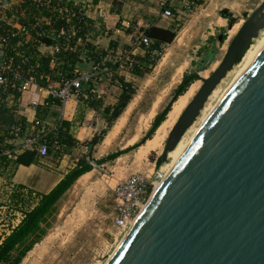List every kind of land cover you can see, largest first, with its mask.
<instances>
[{"label":"water","instance_id":"obj_1","mask_svg":"<svg viewBox=\"0 0 264 264\" xmlns=\"http://www.w3.org/2000/svg\"><path fill=\"white\" fill-rule=\"evenodd\" d=\"M262 29L264 0L171 128L163 162ZM105 264H264V38Z\"/></svg>","mask_w":264,"mask_h":264},{"label":"rangeland","instance_id":"obj_2","mask_svg":"<svg viewBox=\"0 0 264 264\" xmlns=\"http://www.w3.org/2000/svg\"><path fill=\"white\" fill-rule=\"evenodd\" d=\"M162 1L168 2V6L173 9V14L169 18L161 17ZM262 1L202 0L198 4L196 0L194 3L188 0H132L128 2L131 7L129 12L127 11L126 18L120 15V2L114 1L113 11L110 12L111 18H102L98 21L105 27L106 22L109 21L110 26H120L121 19H130V27L133 26L131 33L134 43L143 35L144 14H148L150 10L158 11L159 19L164 25H168V28H175L179 23L181 26L177 30L175 39L163 45V51L157 64L149 73L144 77L127 78V81L135 87L136 93L127 105L129 111L126 107L122 112L126 111L128 115L126 124L112 140L107 150L100 152V145L93 150L94 159H101L109 153L139 142L150 129L155 116L163 111L171 101L174 89L181 82L184 73L195 70L196 63L203 59L205 52L214 49L213 59L206 64L204 70L199 71L198 91L202 85V79L205 78L204 71H208L209 76L218 67L231 40L247 19V15H250ZM223 10H228L232 14L233 26L241 22L239 28L233 30L234 32L230 31L233 26L229 28V20L222 17L221 11ZM255 43L256 41H252L251 44ZM168 52V57L161 63L163 56ZM200 52L202 53L199 54ZM137 53L143 54L144 51L139 49ZM156 54L157 52L153 53V55ZM130 60L131 58L125 57L122 64L124 67L119 70L129 71L126 63L129 66ZM241 67L242 62L239 61L211 93L201 116L185 132L186 139L195 134L204 121L203 119L215 107ZM119 77V75L116 76L117 79ZM114 96L113 106L117 105L121 99L117 94ZM114 122L115 120L109 127L105 122L104 129L108 132ZM169 132L161 147L150 151L143 158L139 156L138 148H135L113 161L101 165L94 164L89 178L81 182L76 181L58 202L54 212L44 223L46 235L33 246L20 264H105L124 236L112 225L111 214L115 205L113 188L133 174L153 177L161 168L164 172L170 160L167 159L158 165L157 159L163 154ZM83 151L86 150L82 149L78 152V157L87 155L88 152ZM13 169H9L0 176V224H7V220L10 222L15 218L14 211L19 206L28 208L34 202V198H29L28 192L25 191V201L21 202L20 190L11 180ZM14 193L15 197L12 196ZM7 228L10 226H0V238L6 233L3 229Z\"/></svg>","mask_w":264,"mask_h":264},{"label":"built area","instance_id":"obj_3","mask_svg":"<svg viewBox=\"0 0 264 264\" xmlns=\"http://www.w3.org/2000/svg\"><path fill=\"white\" fill-rule=\"evenodd\" d=\"M93 3V0H0V88L2 87V91L13 89L21 93L32 84H38L33 69L38 66L40 56H49L52 62H55L61 59L58 57L60 52H73L78 54L79 60L82 54L93 60L92 70L89 73H80L74 69L72 78L65 77L61 82L53 84L49 82L44 88L50 97L57 99L61 104L66 103L71 95L80 99H89L85 85L102 79L103 62L113 58L111 52L104 56L98 52L99 57L96 60L89 56L87 45L92 24L88 21L90 19L88 13L94 8ZM161 5V17H171L173 13L168 2L162 1ZM55 19L66 23L75 19L83 27L88 26V29L82 37L75 39V27L56 28ZM130 25L129 22H124L123 28L128 29ZM150 43L151 40L147 36L141 35L134 43V47L141 48ZM33 62L35 66L32 65ZM24 66L25 72L22 69ZM40 78L50 80V76L41 75ZM12 99H14L13 95H9L6 99L0 97V104L5 103L12 108L10 106ZM32 104L39 105L37 101H33ZM58 132L59 125L48 130L41 119L34 120L30 132H25L20 122L7 131L0 126V137L5 138L0 144V155L14 160L20 149H31L36 150L40 157H46L50 149L61 147ZM165 176L161 168L153 177L133 174L120 181L113 188L115 195V205L111 214L113 227L125 234L150 199L156 185L160 184ZM14 216L15 218L10 222L7 220V226L11 228H14L23 216L22 211L15 210Z\"/></svg>","mask_w":264,"mask_h":264},{"label":"trees","instance_id":"obj_4","mask_svg":"<svg viewBox=\"0 0 264 264\" xmlns=\"http://www.w3.org/2000/svg\"><path fill=\"white\" fill-rule=\"evenodd\" d=\"M192 3L195 0H190ZM198 4L202 2V0H196ZM93 2L97 3L98 0H93ZM173 10V9H172ZM89 23L92 21L89 20ZM55 27L60 28L62 26H66L67 29L70 27H75L76 34L75 39L78 37H82L88 26L83 27V25L77 20L72 19L69 23H66L63 20L55 19ZM180 23L176 25L175 28H163L156 25H149L148 27L143 29V35L147 36L151 43L148 46H142L141 49L144 51L143 54L138 55H130L129 61L130 65L126 67L130 71L132 75L135 77H144L145 74L149 73L152 68L157 64V61L162 53L163 45L171 43L176 35L177 30L180 28ZM50 42V41H49ZM90 51V56L95 60L98 59V52L93 49L90 45H87ZM115 43L111 42L110 47H114ZM124 49H130L129 46H125ZM23 50V49H22ZM153 55V53H156ZM200 52L199 54H201ZM101 54L104 56L106 52L102 51ZM215 54L214 49L207 50L198 63H196V69L193 71L185 72L181 82L174 89L173 96L169 104L165 107V109L159 112L152 124L150 129L147 131L145 136L133 146H129L125 149H120L115 152L109 153L101 159H94L93 150L96 145H98L104 139L107 134V130L103 129L99 134H95L93 138L87 142L88 153L85 156H81L75 162V165L62 177V179L47 193H36L34 205L31 204L28 208H23L21 206L16 210H21L23 217L21 221L11 229L10 233L7 234L0 242V264H20L22 260L25 258L27 253L32 250L33 246L38 243L45 235H46V227L44 223L47 218L54 212L58 202L62 199V197L71 189V187L75 184V182L85 173L93 170V165H101L109 161H113L120 157L122 154L129 152L132 149L138 148L143 145L148 139L152 138L158 127L161 123L166 119L168 112L171 109L172 104L177 98L184 94L187 91L189 86L200 80L199 71L204 70L206 68V64L210 62ZM58 57L61 58L58 61L52 62L51 57H39L38 58V66L33 69V73L36 75V80L38 84L42 87H45L50 82L51 84L55 82H61L62 79L72 78L73 71L75 69L76 63L79 61L78 54L73 52H60ZM35 60V59H34ZM35 66V62L32 63ZM121 65V61L106 60L103 62L102 68L109 67L115 68ZM23 71L26 70L24 66ZM25 72V71H24ZM50 76V80L46 81L45 78H40V76ZM118 85L122 89V93L120 97L122 98L125 94H130L133 96L136 93V89L131 82H128L124 79L123 76L118 78ZM9 95H13L14 99L19 98L20 92L15 91L13 89H8V91L3 92L2 87L0 88V97L2 99H6ZM91 106L96 107V102L90 101ZM97 108V107H96ZM111 107H106L104 109V118L108 124V127L111 126V122L117 119V116L113 115ZM124 109L120 111V114ZM21 123L22 127L24 126L25 120L19 118L12 108L8 107L5 103L0 104V126L5 128L7 131L13 125L17 123ZM69 126L67 123H63L59 127L58 132V141L61 148H71L75 145L73 140L71 139L69 133ZM5 140L4 137H0V144ZM12 148V147H11ZM1 150V147H0ZM39 154L36 150L25 149L21 153H19L14 160L9 159L5 155H0V176L5 172L9 171V169L14 170L20 166H29L31 164H37L39 161ZM161 157L157 159V164H162ZM18 190H20L21 202L25 201V193L24 187L22 185L15 186ZM32 191H28V197L31 198ZM15 197L14 195H12ZM20 205V204H19Z\"/></svg>","mask_w":264,"mask_h":264},{"label":"crops","instance_id":"obj_5","mask_svg":"<svg viewBox=\"0 0 264 264\" xmlns=\"http://www.w3.org/2000/svg\"><path fill=\"white\" fill-rule=\"evenodd\" d=\"M114 1L120 2V15H122V18H126L127 11L130 10L131 7L128 2L132 0H98L97 3L94 2V8L88 13L89 20L92 21L88 45L96 51H104L106 53L111 52L112 59L115 62L121 61V65L117 66L116 69H109V67L102 68V79L96 83L92 81L89 85H85V88H87L89 92V99H80L75 95H71L66 103L61 104L57 99L49 96L46 88L39 84H32L28 89L20 93L19 98L10 101L12 110L16 112L19 118L25 120V132H30L32 130L35 119L43 120V124L48 130L58 125L60 127L63 123H67L69 126L68 133L75 143L71 148H52L46 157H39L37 164H31L29 166L20 165L14 170L11 180L15 185H22L25 188V192L31 190V198H34V201L36 199V193L49 192L62 179L64 174H66L75 165L78 158H80V156L78 157V152L82 149L86 150L83 152H87V142H89L95 134H99L105 128L106 119L104 118V109L106 107H111V109L113 107L115 108L116 105L113 106L114 103L112 102V99L115 98V94L120 96L122 93V89L118 85V79L116 76L124 75L126 81L127 78H131V76L135 77L130 71L119 70V68L124 67L122 64L125 57L140 54L137 52L141 48L134 47L131 33L133 26L129 27L130 29L123 28V23L129 22L131 24V20L121 19L120 26H110L109 24L111 23L109 21L106 22L107 25L105 27H103L98 21H101L102 18H111L110 12L113 11ZM144 15L145 20L143 22H145V28L149 25L168 28V25H164L162 20L159 19L158 11L150 10L148 11V14L146 13ZM111 42L115 43L114 47H110ZM125 46H129L130 49H124ZM163 62L161 60V63ZM93 64V60L88 59L86 54H82L80 60L76 63L75 69L80 73H89L93 68ZM33 101H37L39 105L33 106ZM90 101L96 102L97 108L91 106ZM123 114L125 115L126 111L117 117L112 128L107 132L102 142L96 145L94 149L99 145L100 152L108 149L115 137L111 139L109 144H107L105 140ZM127 118L128 115H126V119ZM125 122L124 124H126ZM124 124L121 126L120 130L124 127ZM102 147L103 149H101ZM23 150L20 149L17 153L19 154ZM22 217H20L14 227L21 221ZM0 226L9 227L7 224H0ZM11 229V227L3 229L6 233L2 235V238L0 239L2 240L7 234H9Z\"/></svg>","mask_w":264,"mask_h":264},{"label":"bare ground","instance_id":"obj_6","mask_svg":"<svg viewBox=\"0 0 264 264\" xmlns=\"http://www.w3.org/2000/svg\"><path fill=\"white\" fill-rule=\"evenodd\" d=\"M222 22V21H221ZM241 22L236 23L233 27L232 30H230L231 32L234 30H237L240 26ZM233 31V32H234ZM264 38V29H262L259 33V36L257 38H255L253 41H256L255 44H251L250 47L247 49V51L245 52L243 58L240 60L242 62V66L244 65V63L246 62V60L250 57V55L255 51V49L259 46V44L261 43V41ZM168 56V53H166L163 58H162V62L166 60ZM216 65V64H215ZM214 65V66H215ZM241 69V68H240ZM239 69V70H240ZM238 70V72H239ZM179 72V71H178ZM237 72V73H238ZM204 77L206 78L208 76V71H204ZM237 75V74H236ZM199 80L192 83L189 88H187V91L180 95L176 101H174V103L171 106L170 111L168 112L166 119L161 123V125L158 127V129L156 130V132L154 133V135L152 136V138L148 139L143 145L138 147L139 150V156L143 158V156H145L147 153H149L150 151H155L158 148L161 147L164 139L166 138L169 130L173 127V125L176 123L177 119L179 118V116L181 115V113L183 112V110L185 109L186 105L188 104L189 100L192 98V96L196 93L197 88H198V84H199ZM215 90V89H214ZM214 90L212 92H214ZM227 90V89H226ZM226 91L223 92L222 96L224 95ZM211 95V94H210ZM222 96L220 97V99L222 98ZM210 97V96H209ZM219 99V101H220ZM218 101V102H219ZM217 102V103H218ZM206 106V104H205ZM216 106V105H215ZM204 109V108H203ZM202 109V110H203ZM214 109V108H213ZM212 109V110H213ZM128 111H129V107H128ZM127 111V112H128ZM211 113V112H210ZM209 113V114H210ZM202 111L200 113V115L197 117V119L201 116ZM209 115H207L202 121L201 125L199 126V128L196 130L195 134L193 136H191L189 139H186L185 136H182L180 141L178 142V144L176 145V147L170 151L168 153V160H170V164H168L167 166H165V175L168 173V171L171 169V167L174 165V163L178 160V158L181 156V154L184 152V150L187 148V146L190 144V142L192 141L193 137L197 134V132L199 131L200 127L202 126V124L206 121L207 117ZM126 119V114L122 115L119 120L116 123V126L114 127V129L112 130V132L110 133V135L106 138V143L109 144L111 139L114 138L116 136V134L118 133V131L120 130L121 126L124 124ZM196 119V120H197ZM134 141V140H133ZM91 172H88L84 175H82L77 182H81V181H85L89 178ZM159 184L156 185V188L158 187ZM155 188V189H156Z\"/></svg>","mask_w":264,"mask_h":264}]
</instances>
